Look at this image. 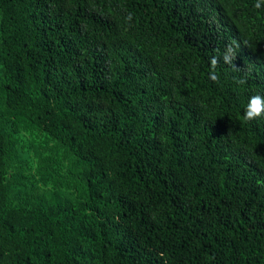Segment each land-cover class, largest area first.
Wrapping results in <instances>:
<instances>
[{
    "label": "trees",
    "instance_id": "1",
    "mask_svg": "<svg viewBox=\"0 0 264 264\" xmlns=\"http://www.w3.org/2000/svg\"><path fill=\"white\" fill-rule=\"evenodd\" d=\"M255 3L0 0V264H264Z\"/></svg>",
    "mask_w": 264,
    "mask_h": 264
},
{
    "label": "clouds",
    "instance_id": "2",
    "mask_svg": "<svg viewBox=\"0 0 264 264\" xmlns=\"http://www.w3.org/2000/svg\"><path fill=\"white\" fill-rule=\"evenodd\" d=\"M264 5V0H256L254 8L260 9ZM240 45L233 40L226 48V51L223 55V62L233 68H235L234 61L237 57V50ZM219 63V57H213L210 61V71L209 78L213 82L219 81V76L216 74V67ZM240 83H244L243 80ZM243 118L245 121L251 122L257 119L264 118V96L260 94L252 95L248 98L247 105L245 107Z\"/></svg>",
    "mask_w": 264,
    "mask_h": 264
}]
</instances>
